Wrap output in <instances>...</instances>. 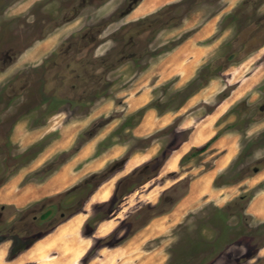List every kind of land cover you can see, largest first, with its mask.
Wrapping results in <instances>:
<instances>
[{
	"label": "rangeland",
	"instance_id": "374dc122",
	"mask_svg": "<svg viewBox=\"0 0 264 264\" xmlns=\"http://www.w3.org/2000/svg\"><path fill=\"white\" fill-rule=\"evenodd\" d=\"M228 1L169 0L137 16L143 0H15L7 8L2 4L8 0H0L4 27L17 19L35 22L36 14L57 19L56 28H45L18 60L0 70V123H11L0 140V254L6 260L64 222L35 245L49 249L47 243L57 236L53 252L58 254L59 237L76 239L77 255L84 253L77 264L133 263V242L140 258L151 250L162 264L180 245L183 255L174 264L188 260L187 248L208 247L217 249L214 264H264V131L245 137L248 125L252 132L264 125V0ZM207 25L210 34L193 44L202 54L188 76H153L147 88L132 90L151 67ZM52 54L60 59L57 76L64 77L58 86L55 79L45 82L42 92L36 66ZM259 73L254 86L242 88ZM146 89L148 102L131 110V98ZM222 103L215 122L220 135L232 129L243 136L234 161L197 189L202 186L197 177L213 168L228 144L221 137L200 154L194 146L179 151ZM149 110L154 119L147 117ZM145 118L156 123L137 135L134 130ZM213 146L219 147L212 151ZM172 158L176 163L170 167ZM66 165L72 166V181L48 191ZM33 189L39 198L20 201ZM173 202L179 205L168 213ZM226 205L230 212L223 214L235 215L228 221L235 223L230 231L224 215H216L217 206ZM151 219L166 228L148 241L151 235L139 232ZM104 223L111 224L107 231L100 229ZM198 262L194 256L191 264Z\"/></svg>",
	"mask_w": 264,
	"mask_h": 264
},
{
	"label": "bare ground",
	"instance_id": "6f19581e",
	"mask_svg": "<svg viewBox=\"0 0 264 264\" xmlns=\"http://www.w3.org/2000/svg\"><path fill=\"white\" fill-rule=\"evenodd\" d=\"M164 1L168 2L169 0H143V2L141 3V7H139V10L137 12V16H145L147 14H149L150 12L155 11V7L157 5H159L160 3H163ZM229 1H233V0H229ZM228 1V2H229ZM237 1V0H236ZM165 2V3H166ZM141 8V9H140ZM55 33V32H54ZM208 34H210V26L207 25L205 27H203L201 30H199L194 37L189 41L186 42L185 44H183L182 46H180L172 55L171 57H169L167 60H163L161 61L159 64L154 65L153 68L151 67L150 70H148L145 74L142 75V77L140 78V81L137 82V84L134 86V88L132 90H134L135 92H137L139 89L141 88H147L148 86V82L149 80L153 77V76H161V80L173 77V76H188L194 65L195 62L198 60V58L200 57V55L202 54V47L200 46H193L194 42L201 40L202 38H204L205 36H207ZM59 35V34H58ZM60 38V37H59ZM38 49V48H37ZM34 51V50H33ZM36 51V50H35ZM45 52V51H44ZM29 54V53H28ZM43 56V55H42ZM192 56L194 61L191 62H186L185 58L186 57H190ZM259 72V71H258ZM262 73L256 74L255 76L252 77L251 80H249V82L247 81L246 85L244 87H242L243 89L251 87L254 83L257 82L259 76ZM262 76V75H261ZM147 86V87H146ZM254 86V85H253ZM241 89V88H239ZM245 91V90H244ZM243 92V91H242ZM239 93V92H237ZM137 94V93H135ZM147 95H149L148 89H146L141 95L135 96L134 98H131V106L130 109L131 110H136L138 108H140L141 106L145 105L148 102L147 99ZM123 97V96H122ZM126 97V96H125ZM225 102V101H224ZM229 102V101H228ZM233 103V102H232ZM231 103V104H232ZM230 104V103H229ZM226 108H227V103H226ZM230 106V105H229ZM224 109V104L222 103L219 108L218 111H216L214 113V115L210 116L206 121H204V123L201 125L203 128L202 130H200L199 132L195 133L192 135L191 140L187 141L185 143V145L183 146V148L181 149V154L185 153L186 151H188L192 146H200L202 144H205L206 142H208L213 136H215V133L217 131V128L215 127V122L216 120L219 118V116L222 114V111ZM105 114V113H104ZM82 121V120H81ZM231 136V135H230ZM223 141L222 142H227L226 141V137H223ZM220 139V138H219ZM217 139V141L219 140ZM217 142V145H221V143ZM66 143L68 144V142H64L61 145H66ZM218 147V146H216ZM232 152V151H231ZM180 154V155H181ZM176 163V160H174V158H172L169 161V166L173 167ZM71 168L72 166L70 165H66L64 167V170L59 174H56L51 180L53 185L50 186L47 185V190L48 191H56L58 188H63L66 187V185H68L71 181H72V177H71ZM71 177V178H70ZM205 182V181H204ZM202 185V186H201ZM200 186H196L195 187L197 189L202 188L204 185V183H200ZM192 194V188L190 189L189 193L186 194L185 196H183L181 199H179V203L181 202V200L185 197H189ZM26 196L23 197L20 201H22L24 198L25 200H23L24 202H30L32 200H36L37 198L40 197V193H38L37 189H33L30 191H27ZM197 195L199 196L200 194L197 192ZM205 195V194H204ZM0 199H4L3 196H0ZM2 201V200H1ZM31 203V202H30ZM179 203L177 204L176 207H174V209L170 212H174L176 210V208L178 207ZM182 207V206H181ZM180 209V208H179ZM158 221H160V217L159 218H155ZM155 219H152L151 221V226L154 225H158V229H153L148 227L147 229H143L141 232H139V235H142V233H146L145 235H151L154 236L155 234L160 235L162 231H164V229L166 228V225H164L163 223H158V221H155ZM163 222V221H162ZM150 223V222H149ZM111 224H106L104 223L103 226L100 228L102 231L106 230L107 227H110ZM150 225V224H149ZM153 225V226H154ZM99 229V232L104 235L107 232H101ZM108 230V229H107ZM106 230V231H107ZM147 231V232H146ZM158 235H156L158 237ZM138 236V235H136ZM135 236V237H136ZM140 237V236H139ZM133 237H130V239H132ZM129 239V240H130ZM138 238H135V240ZM73 240V239H72ZM128 240V241H129ZM133 240V241H135ZM79 241L75 239V250L77 251V246H78ZM132 249L135 250V245L136 242H133L132 244ZM71 248L74 251V246L71 242ZM152 254H155L154 252H152L148 257H143L140 258L138 262H133L131 264H157V263H163L164 260H152L150 257L154 256ZM159 255V253H157ZM46 264V263H43Z\"/></svg>",
	"mask_w": 264,
	"mask_h": 264
},
{
	"label": "flooded vegetation",
	"instance_id": "af4514ba",
	"mask_svg": "<svg viewBox=\"0 0 264 264\" xmlns=\"http://www.w3.org/2000/svg\"><path fill=\"white\" fill-rule=\"evenodd\" d=\"M14 1L15 0H8L7 3L2 4V5H4L5 7L6 6L9 7V6H11V4H13ZM5 7H4V9H5ZM56 20H57L56 17L52 18L51 16L46 15L44 18V17H41V15L39 16L36 14L35 22H30V24H27V21L24 22V21L18 20V19L16 21L10 23V24H7L6 27H4L3 24L0 23V70H6L5 68L10 67L13 64L12 62H14L15 58L18 60V58L25 52V50H27L28 48L31 47V44H34L39 38L42 37L43 31L45 30V28H48L47 30H51V29L53 30L54 28H56L57 26L54 24V22ZM89 32H90V30L87 31L83 37L86 38ZM86 39H85V41H86ZM69 48H70V46L66 47L67 55H69V53L71 51V50H68ZM62 58H63V60L65 59L64 56ZM59 60L60 59L57 56L52 54V56L47 57L45 60H42L40 63L37 64V66H36L37 67V84L39 85L38 90L40 89L42 92H46L47 89H46V87H44V84L48 80H51V79L52 80H54V79L58 80L56 82V85H54V86H58L57 84H59V80L63 79V77H64L63 75L59 76V74H58V76H57V73L59 72V69H60V66H58ZM6 97H7V94L4 95V99H6ZM2 107H3V105L0 104V108H2ZM9 123H10V120H8V119L1 121V123H0V140H1V136L6 134V130L10 129L11 123H10V125H9ZM176 204H177V202H175V203L173 202L172 204L167 206L165 209L166 210L168 209L169 211L168 210L167 211L169 213L174 209ZM2 208H4V207H2ZM217 208H218L217 212H216L217 217H218V215H221V214L224 215L223 213L227 212V209L230 212L229 205L217 206ZM228 215H229V217H228ZM228 215H226V216L224 215L223 219L226 221L225 225H226L228 231H230V230L234 229L235 223L230 224L228 221H229V218L230 219L234 218L235 215H233V214H228ZM36 218L37 217L35 216V219ZM40 219L44 221L45 219H47V217H45V216L43 217V215H41ZM68 219H70V217ZM1 220L2 219L0 217V221ZM149 222H151V221H149ZM63 223H61V224H63ZM61 224L59 226H57V228L51 233H54L55 231H57L59 229V227L61 226ZM179 224H181V222L178 223V225ZM55 225H58V224L56 223V224H54V226ZM51 233H49V234H51ZM49 234H47V235H49ZM47 235H45L44 237H46ZM44 237H42V238H44ZM42 238H40V239H42ZM216 251H217L216 248L211 249L209 247L204 249V251L201 248H187V250H185L184 253H186L185 258H188V260H186V262L184 264H191V262L194 261V256H196L198 258V260H199L198 264H214L216 262L218 256H219V255H216ZM170 252L172 254V258H170L168 264L178 263V260H177L178 257L183 255L182 250H181V245L179 247L171 249ZM209 254L212 255L211 259H209V260L207 259L206 262H204L205 257H207ZM250 256L251 255L249 253L247 255H245L244 258H247L245 260L246 261L250 260L251 259ZM31 264H35V263H31Z\"/></svg>",
	"mask_w": 264,
	"mask_h": 264
},
{
	"label": "crops",
	"instance_id": "0c3cea01",
	"mask_svg": "<svg viewBox=\"0 0 264 264\" xmlns=\"http://www.w3.org/2000/svg\"><path fill=\"white\" fill-rule=\"evenodd\" d=\"M238 86L239 85H237L235 88H237ZM154 113H155L154 110H149V113L147 114V117H149L151 119L152 118L154 119L155 118L154 117ZM159 116L165 117L166 114L164 113L163 115L161 114ZM205 117L206 116L202 117V119H198L197 120V123H199ZM151 121L152 120L146 121V118L143 119V121L140 123L141 125H138L135 128V130H134L135 133L137 135H141L142 134V131L144 130L145 127H148L149 125H150V127H152V126L154 127V124L156 122L155 123L154 122L152 123ZM159 123H160V121L158 122V124ZM224 123L225 122L221 123L218 129H221L222 128L221 125H223ZM253 129L254 128H251L248 125V127H246V131H245L246 136L245 137L252 135V133L260 134L261 132L264 131V125L261 126V127H259V128H257V130L255 132H252ZM192 130H194V128ZM217 133H219V130L216 131L215 135ZM223 134L220 135V133H219L217 139H219L221 137H226V141H227V144L228 145L226 147L222 148V151H223L222 154L219 155V156H217V157H215V159L213 160V168L209 169L206 173H204L202 175H199L197 177L196 180H200L199 182H201V183H204V181L206 182L205 179L207 177H211L209 174H212V173H217L218 174L219 172L222 171V168L225 167L224 166L225 164L226 165H228V164L230 165L231 162H233L234 159H235V156H234L233 153L236 152L235 149H236L237 146H239V144H240L239 141L241 140V138H242L243 135H242V133H239L238 131H235V130H232V129L226 131ZM223 139L224 138H222L221 141H223ZM188 140H189V138H188ZM198 147H201V146H194V148H198ZM215 147L216 146L211 147L210 150L213 151ZM262 206L263 207H261V211H260L261 213H262V210L264 209V205H262ZM80 235L83 237V235L81 234V232H80ZM156 235H158V234H155L154 236L148 237L147 238L148 241L156 238L157 237ZM56 237L57 236H55L53 238L51 237V241L47 243V245L48 246L50 245L51 248L45 249L44 251H42L40 249V247L43 246V243L42 242L39 243V246L40 247L37 246V245H35V244L37 242H39L40 240L44 239L45 237L42 238V239L37 240L29 249H27L25 252H23L22 254H20L18 257L14 258L13 259L14 260V263H16V264H20V263L21 264H25V263H35V264H43V263H46V264H77L79 262V259L83 256L84 253L83 254H80V255H77V251L75 250V244L72 242V244L74 246V251H73L72 248H71V243L68 242L66 240V238L59 237V241H58V243H59V250H56V251H60V252H58V254H59L58 255L57 252H53V251H55V246L57 245V244L54 245L56 243ZM54 238H55V240H54ZM84 238H86V237H84ZM86 239H89V238H86ZM89 240H91V239H89ZM57 247H58V245H57ZM50 252H52V253L50 255H48ZM138 252H139L138 250H134L133 249L129 253V254H133L132 259L134 260V262H138L139 259H140V257H141V253L140 252L138 253ZM144 253H146V256H143V257H148L152 252L150 250V251H146ZM157 257L158 256H152L150 258L152 260H158ZM13 260H6V256L4 254H0V264H11V263H8V262H11ZM131 262L132 261H130L129 264H131ZM157 264H162V262L161 263H157Z\"/></svg>",
	"mask_w": 264,
	"mask_h": 264
},
{
	"label": "trees",
	"instance_id": "16d2710c",
	"mask_svg": "<svg viewBox=\"0 0 264 264\" xmlns=\"http://www.w3.org/2000/svg\"><path fill=\"white\" fill-rule=\"evenodd\" d=\"M202 86V85H201ZM204 86V85H203ZM202 86V87H203ZM202 87H199V88H202ZM142 117H143V113H141ZM129 122V121H127ZM219 134H216L215 136H213L203 147L201 148H196V151H197V154H200L202 152H204L209 146L210 144L218 137Z\"/></svg>",
	"mask_w": 264,
	"mask_h": 264
},
{
	"label": "water",
	"instance_id": "95a60500",
	"mask_svg": "<svg viewBox=\"0 0 264 264\" xmlns=\"http://www.w3.org/2000/svg\"><path fill=\"white\" fill-rule=\"evenodd\" d=\"M193 132V130L190 131L189 135ZM258 171V169H256V172Z\"/></svg>",
	"mask_w": 264,
	"mask_h": 264
}]
</instances>
